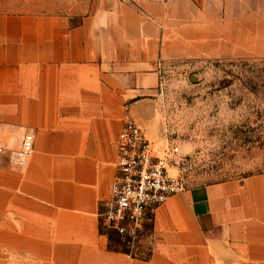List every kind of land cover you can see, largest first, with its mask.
<instances>
[{
  "label": "crops",
  "instance_id": "crops-1",
  "mask_svg": "<svg viewBox=\"0 0 264 264\" xmlns=\"http://www.w3.org/2000/svg\"><path fill=\"white\" fill-rule=\"evenodd\" d=\"M186 0H19L0 11V264H264V178L185 188L134 249L100 216L127 119L147 121ZM34 135L23 164L17 153ZM125 246H124V245ZM127 248V249H126Z\"/></svg>",
  "mask_w": 264,
  "mask_h": 264
},
{
  "label": "rangeland",
  "instance_id": "rangeland-1",
  "mask_svg": "<svg viewBox=\"0 0 264 264\" xmlns=\"http://www.w3.org/2000/svg\"><path fill=\"white\" fill-rule=\"evenodd\" d=\"M186 2L189 32L158 62L147 121L131 119L185 188L264 178V0Z\"/></svg>",
  "mask_w": 264,
  "mask_h": 264
},
{
  "label": "built area",
  "instance_id": "built-area-1",
  "mask_svg": "<svg viewBox=\"0 0 264 264\" xmlns=\"http://www.w3.org/2000/svg\"><path fill=\"white\" fill-rule=\"evenodd\" d=\"M34 135L24 134L17 162L33 150ZM116 174L100 216L104 225L134 249L145 235V222L154 209L185 189L183 180L169 173L165 156L134 119H127L118 135Z\"/></svg>",
  "mask_w": 264,
  "mask_h": 264
}]
</instances>
